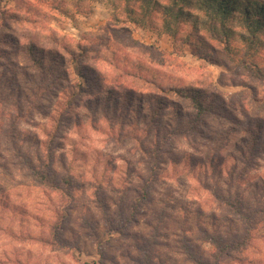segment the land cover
I'll return each mask as SVG.
<instances>
[{
  "label": "rangeland",
  "instance_id": "1",
  "mask_svg": "<svg viewBox=\"0 0 264 264\" xmlns=\"http://www.w3.org/2000/svg\"><path fill=\"white\" fill-rule=\"evenodd\" d=\"M74 1L60 10L0 0V38L18 41L0 43V264H197L186 244L212 262L209 236L238 238L246 225L250 245L214 260L264 264V79L202 31L180 44L117 22L105 0H82L87 13L74 12ZM29 43L63 57L50 81L23 50ZM201 43L215 48L205 59ZM169 87L215 99L193 131L167 136L176 108L184 128L192 112ZM128 89L141 101L120 98ZM20 156L42 169L47 160L71 182L52 189ZM237 199L244 216L226 204Z\"/></svg>",
  "mask_w": 264,
  "mask_h": 264
},
{
  "label": "trees",
  "instance_id": "2",
  "mask_svg": "<svg viewBox=\"0 0 264 264\" xmlns=\"http://www.w3.org/2000/svg\"><path fill=\"white\" fill-rule=\"evenodd\" d=\"M62 1L63 0H46L47 3L60 10L64 7ZM105 1L111 6L113 10L112 18L117 22L132 23L154 29L157 32L164 31L173 38V41L180 44L193 42V38L197 35V31H202L206 34L208 39L217 41L221 44V50L228 59L237 64L249 65L250 68L254 70L257 77L264 79V56H262V59L260 58L261 53L264 52V0ZM72 7L74 12H89L87 6L82 3V0H75ZM118 11L123 14L122 18L117 15ZM0 15H3L1 11ZM10 18L18 19L15 14H12ZM184 26L186 27V30H184V34L179 36V33ZM199 41L200 39L194 40L197 45H199ZM0 43H3L4 45H16L18 41L13 38L12 35L2 34ZM237 43H239V45L235 46L234 44ZM77 46L84 52H87L88 50V48L82 45ZM22 48L25 50V53L29 55V57H27L31 60L33 67L37 69L45 81H50L49 79L53 76L55 67L57 68V66L61 65L63 62V57L60 56L59 51L57 50H45L34 43L26 44ZM214 49L213 45L201 43L199 57L205 59L210 55V51H213ZM70 51L71 52L69 53H74V50ZM258 53H260L259 57ZM46 56L48 58H46ZM48 62H50V64ZM65 78L66 77H64V79ZM153 84L159 93L167 91L165 86L154 82ZM169 90L172 91L174 95L187 99L190 102L192 112L191 114L186 115L190 127L184 128L180 120L181 115L183 114H181V111L176 108L173 120L177 127L172 130H166L167 136L172 137L177 134L183 135L188 131H193L197 125L203 121V118L207 116V113L211 110L212 101L215 99L212 98L210 100L205 95L206 93L199 88L169 87ZM106 92H112V90L107 89ZM157 95L153 96L151 101H155V104H160L162 103V98ZM128 96H130L132 100L136 98L138 102L141 101L139 96L133 97L130 89L122 94L120 98H127ZM141 103L142 102H140L139 105ZM150 107L151 106L149 105V108ZM154 109H156V107L152 106L151 117L158 114V109H156L157 111H154ZM253 135L255 142L258 138V141L263 143L259 134L253 132ZM153 153L155 155L156 150H153ZM20 157L23 159V163L26 165L29 173H31L35 179L41 183L49 185L54 190H62V187L60 186L61 182L64 184L71 182L70 176H63L61 178L54 176L50 164L46 163L47 160H52L51 153L47 154V160L43 163V169L32 164L28 159H25L22 156ZM146 188L149 189L150 184L143 185V188L139 191V194L142 195L140 197H143V195L146 194V192H144ZM226 204L231 207L232 211L244 216L243 203L241 200L226 201ZM133 209H135L134 204ZM104 213L107 215L106 209ZM63 215L65 216L66 214L63 213ZM58 226L56 227L58 228ZM251 231L250 227L246 225L245 231L238 238L227 236L225 239H222L210 235L209 242L213 247L212 250L216 253H214L215 255L213 256L212 262L203 258L188 244L185 245V253L197 264H219V262H216L214 259H218L217 256L222 252L227 253V251L232 250L239 251L250 245L253 238ZM143 257L145 259L144 263H148L149 254L144 253Z\"/></svg>",
  "mask_w": 264,
  "mask_h": 264
}]
</instances>
